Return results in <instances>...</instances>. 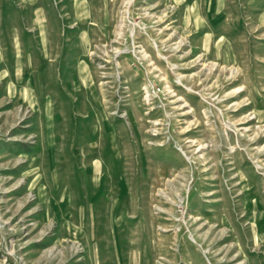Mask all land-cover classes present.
<instances>
[{
  "label": "rangeland",
  "instance_id": "374dc122",
  "mask_svg": "<svg viewBox=\"0 0 264 264\" xmlns=\"http://www.w3.org/2000/svg\"><path fill=\"white\" fill-rule=\"evenodd\" d=\"M0 264H264V0H0Z\"/></svg>",
  "mask_w": 264,
  "mask_h": 264
}]
</instances>
